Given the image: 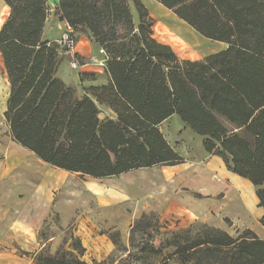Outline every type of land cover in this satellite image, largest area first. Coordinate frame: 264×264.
<instances>
[{
    "label": "trees",
    "instance_id": "1",
    "mask_svg": "<svg viewBox=\"0 0 264 264\" xmlns=\"http://www.w3.org/2000/svg\"><path fill=\"white\" fill-rule=\"evenodd\" d=\"M2 1L10 9L0 28L9 85L3 118L14 143L53 168L111 179L183 163L160 131L176 115L202 138L207 155L256 188L264 209V0H154L203 38L226 45L196 61L180 60L153 38L140 0H59L54 17L90 35L107 55V83L82 95L55 77V48L41 36L47 1ZM239 132L258 143L254 162ZM142 219L130 227V242L148 232ZM259 224L264 230V212ZM109 239L120 243L117 232ZM75 250L84 252L79 240ZM150 250L159 257L154 264H264V238L250 230L232 237L205 224L173 232ZM36 264L88 263L60 247Z\"/></svg>",
    "mask_w": 264,
    "mask_h": 264
},
{
    "label": "rangeland",
    "instance_id": "2",
    "mask_svg": "<svg viewBox=\"0 0 264 264\" xmlns=\"http://www.w3.org/2000/svg\"><path fill=\"white\" fill-rule=\"evenodd\" d=\"M140 1L153 20V38L170 46L179 59L201 60L225 49V44L203 38L158 2ZM131 8L137 24V13ZM168 25L171 30H183L192 44L181 41L177 36L181 33L174 31V34L166 30ZM44 27V38L56 51L57 79L73 88L76 95H82L83 89L89 86L107 83V55L90 35L82 33L80 29H71L76 44L80 38L86 37L92 47L90 55L76 56L78 66L74 70L66 60L65 52L57 45L60 33L67 26L54 17V8L49 5ZM3 75L2 70V159L5 151L15 150L2 117L6 106ZM160 131L185 163L172 167L171 171H179L172 175L165 173V166H155L133 170L111 179L97 180L65 171L58 176L50 172L53 167L41 163L34 156L1 169L0 264H36L39 255H54L60 247L88 264H154L159 257L150 250L151 243L154 248H158L173 232L199 224L217 228L232 237L250 230L263 239L264 230L259 220L264 209L257 206L256 188L247 180L227 171L220 158L207 155L201 145L202 138L192 133L178 116L165 121ZM239 133L251 143L250 155L254 162L258 143ZM184 165L191 169L190 174L183 173ZM46 173L49 180L54 181L47 180ZM120 193L126 196L121 197ZM42 201L46 207L42 218L33 227L34 243L30 245L23 239V250L14 237L13 229L25 235V228L18 226L17 221L26 210L33 217L35 203ZM141 219L143 227H148V232H137L130 242V227ZM114 232L118 233L120 240L117 246L109 239V235ZM76 240L84 248L82 255H78L75 250ZM167 251L163 250L162 255H166ZM169 264L179 263L171 258Z\"/></svg>",
    "mask_w": 264,
    "mask_h": 264
},
{
    "label": "crops",
    "instance_id": "3",
    "mask_svg": "<svg viewBox=\"0 0 264 264\" xmlns=\"http://www.w3.org/2000/svg\"><path fill=\"white\" fill-rule=\"evenodd\" d=\"M9 13H10L9 7L2 0H0V28L2 27L4 22L7 20L8 16H9ZM64 25L66 26V24H64ZM44 29H45V27H43V31H42V35L41 36H42V40L46 41V38H44V36L46 34L44 32ZM91 52H92V47L89 44V41L87 40V38L86 37L80 38L79 41L77 42L76 46H75V56L86 57V56L90 55ZM180 60H186V59H180ZM2 70H3V74H4L3 76H4V83H5L4 93L6 95L5 97H6V102H7V99H8V96H9V85H8V81H7L6 72H5V69H4V66H3L2 57L0 55V74H2ZM5 105H6V103H5ZM5 109H6V106H5ZM2 117H3V114H2ZM3 120H4V118H3ZM4 122H5V120H4ZM6 126H7V124H6ZM7 128H8V126H7ZM8 134H9V128H8ZM9 141L14 146L15 150H13V151L12 150L5 151L4 158L3 159L0 158V172H1V169H4V167H6V168L10 167L12 165V163H15V161H20V160L25 161V160L31 158L32 156H34L28 150H26L23 147H21L20 145L14 143L11 140L10 135H9ZM38 161H40V160H38ZM41 163H43V162H41ZM43 164H45V163H43ZM183 164H185V163H181L179 165H183ZM179 165H176V166H179ZM172 167H175V166L166 167L165 173H167L168 175H172L174 172L175 173L179 172V171H171L170 169H172ZM185 167L186 166L184 165L183 169H185V170L183 171V173L184 174H186V173L190 174V170L191 169L188 168V167L187 168H185ZM146 169H148V168H146ZM187 170H188V172H187ZM50 172L54 173L55 175H58V176L63 175L62 174L63 173L62 170H59V169H56V168L50 170ZM1 175H2V173H1ZM3 175L5 176L6 173H4ZM45 175L47 176L46 177L47 180H49L47 173ZM87 177H89V176H87ZM90 178H92V177H90ZM97 180H101V179H97ZM49 181L52 182L54 180H49ZM120 194H121L120 195L121 197L122 196L123 197L126 196L123 193H120ZM45 207H46V203L44 201H42L41 203L40 202L39 203H35V206L33 208V212H34V216L33 217L29 216V214H28L29 211L28 210H26L25 212H23L21 214V219H19L17 221V223H18V226H20V227L22 226V227L25 228L26 234L25 235L19 234V233L16 232L15 229H13L14 237L16 238V240H17V242H18L20 247L22 246L21 244H22L23 239H26L28 241V244H30V245H32L34 243L33 227L35 226V223L42 218V215H43V213L45 211V209H44ZM23 250H25V249H23Z\"/></svg>",
    "mask_w": 264,
    "mask_h": 264
},
{
    "label": "built area",
    "instance_id": "4",
    "mask_svg": "<svg viewBox=\"0 0 264 264\" xmlns=\"http://www.w3.org/2000/svg\"><path fill=\"white\" fill-rule=\"evenodd\" d=\"M57 45L65 52V54L71 55L72 59L69 61V65L72 69L76 70L78 66L75 58L76 41L71 28L67 26V28L60 33Z\"/></svg>",
    "mask_w": 264,
    "mask_h": 264
},
{
    "label": "bare ground",
    "instance_id": "5",
    "mask_svg": "<svg viewBox=\"0 0 264 264\" xmlns=\"http://www.w3.org/2000/svg\"><path fill=\"white\" fill-rule=\"evenodd\" d=\"M172 28H170V25L167 26V29L169 32L174 33V31H176V33H181L180 35H177L178 37L181 38V41H183L185 44H192V41L188 38V36L185 34V32L183 30H171ZM175 34V33H174ZM185 34V35H184ZM183 36L185 37L183 39ZM187 38V39H186ZM185 46V45H184ZM10 156V155H9ZM21 157V156H20ZM24 158V157H23Z\"/></svg>",
    "mask_w": 264,
    "mask_h": 264
},
{
    "label": "water",
    "instance_id": "6",
    "mask_svg": "<svg viewBox=\"0 0 264 264\" xmlns=\"http://www.w3.org/2000/svg\"><path fill=\"white\" fill-rule=\"evenodd\" d=\"M47 1V5H49L52 8H55L59 5V0H46ZM100 120H102L104 118V115H99L98 117Z\"/></svg>",
    "mask_w": 264,
    "mask_h": 264
}]
</instances>
